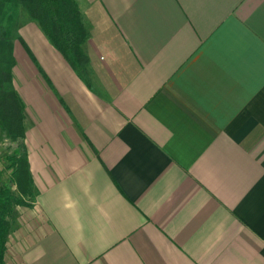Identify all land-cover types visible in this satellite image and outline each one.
I'll use <instances>...</instances> for the list:
<instances>
[{"label": "crops", "instance_id": "crops-1", "mask_svg": "<svg viewBox=\"0 0 264 264\" xmlns=\"http://www.w3.org/2000/svg\"><path fill=\"white\" fill-rule=\"evenodd\" d=\"M78 4L81 75L20 9L2 264H264V0Z\"/></svg>", "mask_w": 264, "mask_h": 264}, {"label": "trees", "instance_id": "trees-1", "mask_svg": "<svg viewBox=\"0 0 264 264\" xmlns=\"http://www.w3.org/2000/svg\"><path fill=\"white\" fill-rule=\"evenodd\" d=\"M20 9L38 23L50 43L83 74L87 55L82 44L87 29L78 0H0V131L1 135L18 138L23 133L22 109L12 84L13 40L17 36ZM16 156V155H15ZM7 157L9 175L0 177V264L14 203L21 197L12 188L16 183L27 192L29 175L25 155Z\"/></svg>", "mask_w": 264, "mask_h": 264}, {"label": "rangeland", "instance_id": "rangeland-1", "mask_svg": "<svg viewBox=\"0 0 264 264\" xmlns=\"http://www.w3.org/2000/svg\"><path fill=\"white\" fill-rule=\"evenodd\" d=\"M13 155L23 156L24 147L20 142H17V138L1 135V131H0V177H2L3 180H5L9 175V172H7L9 171L7 170L8 169L7 157L9 156L13 157Z\"/></svg>", "mask_w": 264, "mask_h": 264}]
</instances>
